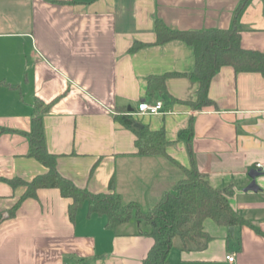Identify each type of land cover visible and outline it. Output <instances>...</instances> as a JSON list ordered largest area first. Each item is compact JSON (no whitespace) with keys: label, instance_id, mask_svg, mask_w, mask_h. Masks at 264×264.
I'll list each match as a JSON object with an SVG mask.
<instances>
[{"label":"crops","instance_id":"0c3cea01","mask_svg":"<svg viewBox=\"0 0 264 264\" xmlns=\"http://www.w3.org/2000/svg\"><path fill=\"white\" fill-rule=\"evenodd\" d=\"M241 2L0 0V264H143L154 243L146 221L134 216L110 228L88 202L71 219L73 199L58 187L39 188L11 213L25 186L2 178L31 180L47 170L29 156L38 99L50 104L46 147L80 187L118 192L146 211L195 164L214 187L231 189L247 223L206 218L207 246L184 250L174 241L170 264H264V74L223 65L210 83L214 103L202 108L190 104L199 82L187 75L168 77L160 96L147 94L149 75L190 72L196 62L184 40L155 43L157 19L179 30L237 25L242 46L264 52V0H248L236 14ZM136 42L145 45L132 50ZM157 99L161 112L133 116L165 130L167 154H141L136 134L115 116ZM190 126L191 140L180 138ZM253 169L259 189L245 190Z\"/></svg>","mask_w":264,"mask_h":264},{"label":"trees","instance_id":"16d2710c","mask_svg":"<svg viewBox=\"0 0 264 264\" xmlns=\"http://www.w3.org/2000/svg\"><path fill=\"white\" fill-rule=\"evenodd\" d=\"M248 0H242L236 10L239 14ZM156 44L173 39H181L194 48L195 67L190 72L170 71L151 74L147 81V94L151 97L167 92L166 80L170 76L187 75L199 82L198 98L190 102L194 107H205L214 103L209 95L210 83L223 65H233L236 71H260L264 74V52L245 48L241 44L242 28L230 29L179 30L166 25L161 19L155 21ZM145 45L136 42L132 50ZM7 83L8 82H3ZM11 85V84H10ZM50 104L36 101L31 120L29 137V156L41 161L47 170L37 174L31 180L21 177L2 178L13 187L25 186V191L12 209L14 213L27 197H35L41 187H58L64 196L71 197L69 207L71 219H75L79 207L88 202L90 213L107 216V226L115 228L137 217L149 225V235L154 243L143 259V264H170L169 255L176 237H179L184 250H201L212 238L204 228V220L212 218L222 225H243L247 223L242 213L230 203V188L214 187L207 175L194 164L183 166L185 175L180 178L172 190L167 191L161 200L149 210H143L137 202H124L118 192H92L78 186L72 179L63 175L57 167V155L46 147L43 114ZM115 119L136 134V146L141 154H167L169 143L165 130L151 129L148 125L137 126L132 114L119 113ZM193 129L187 127L179 132L180 138L189 141Z\"/></svg>","mask_w":264,"mask_h":264},{"label":"built area","instance_id":"2783aa9c","mask_svg":"<svg viewBox=\"0 0 264 264\" xmlns=\"http://www.w3.org/2000/svg\"><path fill=\"white\" fill-rule=\"evenodd\" d=\"M164 107V103L161 99H157L155 101H147L143 100L139 103L138 109L130 111L129 114H138V113H150V114H156L162 111ZM233 256H228L229 260H233Z\"/></svg>","mask_w":264,"mask_h":264},{"label":"water","instance_id":"95a60500","mask_svg":"<svg viewBox=\"0 0 264 264\" xmlns=\"http://www.w3.org/2000/svg\"><path fill=\"white\" fill-rule=\"evenodd\" d=\"M135 124H136L137 126H142V123L139 122V121H136ZM259 173H260V172H259L258 170H254V169L251 170V171L249 172V175H250V177H251V181H250L249 184L245 187V190H249V189H252V190H258V189H259V185H258L257 182H256V176H257ZM229 230H230L231 232H233L234 227H233V226H230V227H229Z\"/></svg>","mask_w":264,"mask_h":264},{"label":"rangeland","instance_id":"374dc122","mask_svg":"<svg viewBox=\"0 0 264 264\" xmlns=\"http://www.w3.org/2000/svg\"><path fill=\"white\" fill-rule=\"evenodd\" d=\"M179 240V237H176L175 241Z\"/></svg>","mask_w":264,"mask_h":264}]
</instances>
